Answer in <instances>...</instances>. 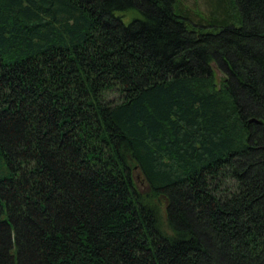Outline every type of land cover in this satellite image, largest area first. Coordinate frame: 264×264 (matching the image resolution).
<instances>
[{"label": "trees", "instance_id": "1", "mask_svg": "<svg viewBox=\"0 0 264 264\" xmlns=\"http://www.w3.org/2000/svg\"><path fill=\"white\" fill-rule=\"evenodd\" d=\"M217 2L0 0V264H264V0Z\"/></svg>", "mask_w": 264, "mask_h": 264}, {"label": "rangeland", "instance_id": "2", "mask_svg": "<svg viewBox=\"0 0 264 264\" xmlns=\"http://www.w3.org/2000/svg\"><path fill=\"white\" fill-rule=\"evenodd\" d=\"M215 2L223 0H214ZM178 2L181 4L182 8H186L189 10V12L194 16L195 19H198L201 16L206 15V13L209 11L210 6L212 5L213 0H178ZM213 9L211 8L210 11ZM132 13L129 12V16H131ZM128 18V17H127ZM125 21V20H124ZM215 80L216 83L219 85L221 82V79L224 77V74L219 70L218 68L215 67ZM4 169L7 170L5 164H4ZM2 174L1 171V166H0V176Z\"/></svg>", "mask_w": 264, "mask_h": 264}, {"label": "water", "instance_id": "3", "mask_svg": "<svg viewBox=\"0 0 264 264\" xmlns=\"http://www.w3.org/2000/svg\"><path fill=\"white\" fill-rule=\"evenodd\" d=\"M251 120H255V121H257L255 118H251Z\"/></svg>", "mask_w": 264, "mask_h": 264}]
</instances>
